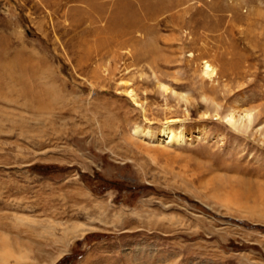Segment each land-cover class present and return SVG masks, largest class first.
Listing matches in <instances>:
<instances>
[{
	"label": "rangeland",
	"instance_id": "obj_1",
	"mask_svg": "<svg viewBox=\"0 0 264 264\" xmlns=\"http://www.w3.org/2000/svg\"><path fill=\"white\" fill-rule=\"evenodd\" d=\"M262 137L264 0H0V264H264Z\"/></svg>",
	"mask_w": 264,
	"mask_h": 264
},
{
	"label": "bare ground",
	"instance_id": "obj_2",
	"mask_svg": "<svg viewBox=\"0 0 264 264\" xmlns=\"http://www.w3.org/2000/svg\"><path fill=\"white\" fill-rule=\"evenodd\" d=\"M190 56L195 55L193 53H190ZM199 75L202 81H212L213 78L217 75V67H215L208 59H203L199 67ZM10 78L12 79V76ZM119 84L123 87V90L121 92L125 93L133 103L137 105L141 104V106L143 107L144 103H140L141 101L138 97L134 84L130 83L128 80L123 79ZM158 89L163 95L174 92L173 89L163 81H158ZM175 94L185 105H188L191 102V98L189 95L176 92ZM203 100L208 103V106L205 110L200 112L201 118H213L222 121L229 129L233 131H241L243 133L247 132L253 124V119L256 113V111H254L255 109L242 108L239 102L223 107L222 104L206 96H203ZM143 112L146 113V109H144V107ZM178 123V119L166 118L165 122L158 128V130H156L151 126L150 122H146L145 124L142 123L141 125H136L134 127L133 134L141 141H149L150 139H153L154 141V139H156L157 143L164 147L183 144L186 140L187 134L184 132V129L181 126H178ZM158 135L162 136V141L158 140L160 138ZM261 141L264 143V137L261 138ZM6 256H8V253L6 254Z\"/></svg>",
	"mask_w": 264,
	"mask_h": 264
}]
</instances>
